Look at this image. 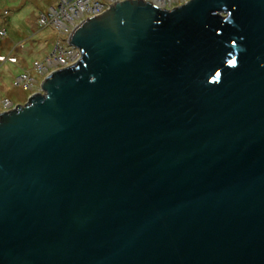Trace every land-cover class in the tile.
I'll use <instances>...</instances> for the list:
<instances>
[{"label":"water","instance_id":"water-1","mask_svg":"<svg viewBox=\"0 0 264 264\" xmlns=\"http://www.w3.org/2000/svg\"><path fill=\"white\" fill-rule=\"evenodd\" d=\"M0 113V264H264V0H125Z\"/></svg>","mask_w":264,"mask_h":264},{"label":"rangeland","instance_id":"rangeland-1","mask_svg":"<svg viewBox=\"0 0 264 264\" xmlns=\"http://www.w3.org/2000/svg\"><path fill=\"white\" fill-rule=\"evenodd\" d=\"M57 1L0 0V28L7 33L5 38H0V101L6 99L14 106L23 105L31 95L14 87L13 83L23 69L36 77L33 63L42 61L52 52L58 38L52 29L39 27L37 20L40 13L55 9ZM38 88L35 83L33 92H39Z\"/></svg>","mask_w":264,"mask_h":264},{"label":"built area","instance_id":"built-area-1","mask_svg":"<svg viewBox=\"0 0 264 264\" xmlns=\"http://www.w3.org/2000/svg\"><path fill=\"white\" fill-rule=\"evenodd\" d=\"M125 0H58L56 8H50L46 14H39L37 23L41 28H50L58 38L54 43L52 52L46 55L42 61L33 63V77L27 71L14 80V87L21 88L23 92H33L35 83L40 88V83L49 74L69 67L77 62L80 57L78 50L68 45L72 31L83 21L99 16L107 11L115 3ZM161 10H172L186 4L190 0H142ZM7 36L6 30L0 28V38ZM39 79L38 81L36 79ZM38 88V89H39ZM39 91V90H38ZM40 92V91H39ZM30 95V96H31ZM14 108L12 102L4 99L0 101V113Z\"/></svg>","mask_w":264,"mask_h":264},{"label":"crops","instance_id":"crops-1","mask_svg":"<svg viewBox=\"0 0 264 264\" xmlns=\"http://www.w3.org/2000/svg\"><path fill=\"white\" fill-rule=\"evenodd\" d=\"M10 49H11V48H10ZM8 51H9V50L7 49V53H8ZM23 70H25V69H23Z\"/></svg>","mask_w":264,"mask_h":264}]
</instances>
